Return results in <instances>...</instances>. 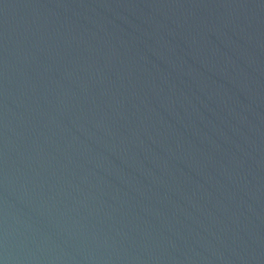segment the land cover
Here are the masks:
<instances>
[{"label": "water", "instance_id": "95a60500", "mask_svg": "<svg viewBox=\"0 0 264 264\" xmlns=\"http://www.w3.org/2000/svg\"><path fill=\"white\" fill-rule=\"evenodd\" d=\"M2 264H264V0H0Z\"/></svg>", "mask_w": 264, "mask_h": 264}, {"label": "snow or ice", "instance_id": "6c2138e0", "mask_svg": "<svg viewBox=\"0 0 264 264\" xmlns=\"http://www.w3.org/2000/svg\"><path fill=\"white\" fill-rule=\"evenodd\" d=\"M0 264H2V262H0Z\"/></svg>", "mask_w": 264, "mask_h": 264}]
</instances>
